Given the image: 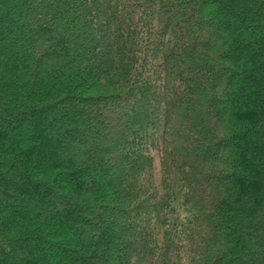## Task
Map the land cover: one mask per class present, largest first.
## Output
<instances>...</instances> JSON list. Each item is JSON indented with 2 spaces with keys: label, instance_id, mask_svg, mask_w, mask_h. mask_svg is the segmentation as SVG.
I'll return each mask as SVG.
<instances>
[{
  "label": "trees",
  "instance_id": "1",
  "mask_svg": "<svg viewBox=\"0 0 264 264\" xmlns=\"http://www.w3.org/2000/svg\"><path fill=\"white\" fill-rule=\"evenodd\" d=\"M0 264H264V0H0Z\"/></svg>",
  "mask_w": 264,
  "mask_h": 264
}]
</instances>
